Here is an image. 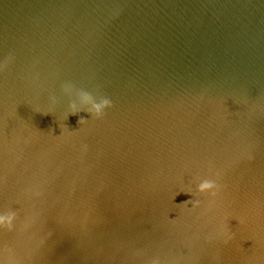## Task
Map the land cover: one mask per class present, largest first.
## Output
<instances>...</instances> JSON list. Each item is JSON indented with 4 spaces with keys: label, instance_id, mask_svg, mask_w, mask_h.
Masks as SVG:
<instances>
[{
    "label": "water",
    "instance_id": "obj_1",
    "mask_svg": "<svg viewBox=\"0 0 264 264\" xmlns=\"http://www.w3.org/2000/svg\"><path fill=\"white\" fill-rule=\"evenodd\" d=\"M9 214L0 264H264V0H0Z\"/></svg>",
    "mask_w": 264,
    "mask_h": 264
},
{
    "label": "clouds",
    "instance_id": "obj_2",
    "mask_svg": "<svg viewBox=\"0 0 264 264\" xmlns=\"http://www.w3.org/2000/svg\"><path fill=\"white\" fill-rule=\"evenodd\" d=\"M64 95L69 97V113L78 114L80 112H87L93 116L99 117L102 116L106 109L112 106V102L108 98H97L92 94L86 91H77L74 86L71 84H65L62 86ZM74 97V98H73ZM87 120L81 118L78 122H86ZM214 185L208 180H204L199 183L197 191L205 192L212 189ZM187 202V201H186ZM14 216L9 214L7 216L0 215V225L7 224L9 227L12 226V221Z\"/></svg>",
    "mask_w": 264,
    "mask_h": 264
}]
</instances>
